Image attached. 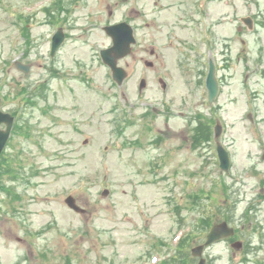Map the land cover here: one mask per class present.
Segmentation results:
<instances>
[{
    "label": "rangeland",
    "instance_id": "rangeland-1",
    "mask_svg": "<svg viewBox=\"0 0 264 264\" xmlns=\"http://www.w3.org/2000/svg\"><path fill=\"white\" fill-rule=\"evenodd\" d=\"M179 1L83 0L50 18L47 0H0V104L17 117L5 154L19 172L0 178V264H196L192 249L223 221L243 247L215 243L207 264H264V0H217L207 31ZM182 11L192 20L177 23ZM69 19L84 31L52 59L50 36ZM122 21L138 44L119 86L100 51L112 45L103 27ZM200 117L208 143L191 136ZM23 121L31 133L17 132Z\"/></svg>",
    "mask_w": 264,
    "mask_h": 264
},
{
    "label": "water",
    "instance_id": "water-1",
    "mask_svg": "<svg viewBox=\"0 0 264 264\" xmlns=\"http://www.w3.org/2000/svg\"><path fill=\"white\" fill-rule=\"evenodd\" d=\"M127 1V0H124ZM106 32L112 37L113 39V46L110 49L104 50L102 52L103 61L107 64L113 72L114 80L119 84L122 85L124 80L127 78V72L124 68L118 65L119 60L125 58L132 52V45L136 43V39L134 36L133 28L127 23H120L117 25L109 26L105 28ZM64 36L61 32H59L54 38L53 44V54L59 48L60 44L63 42ZM148 66H153V63H147ZM18 67L24 70L26 73L28 72V67L18 65ZM163 87L166 88V83L161 80ZM146 86V82L142 81L141 83V90ZM207 87L209 90V101L213 103L215 98L218 94V81L216 79V67L213 62L210 65V71L207 78ZM2 122H6L9 126L6 132L0 131V155L8 141L10 136V131L12 127V118L8 114H4L0 111V124ZM222 132V127L217 125L216 127V135L220 136ZM218 154L221 161V169L222 171H229L230 168V156L226 149L219 143L218 144ZM108 194V191H105V195ZM67 204L77 212H83V210L76 205L74 198L69 197L67 199ZM235 230L226 222L221 224L215 225L210 234L208 235V239L205 245H201L193 249V255L197 257H201L204 251L205 246H209L210 244L221 240L222 238H228L233 236ZM235 246L238 248L241 246L240 243H237ZM198 264H206V260L202 258Z\"/></svg>",
    "mask_w": 264,
    "mask_h": 264
},
{
    "label": "flooded vegetation",
    "instance_id": "flooded-vegetation-1",
    "mask_svg": "<svg viewBox=\"0 0 264 264\" xmlns=\"http://www.w3.org/2000/svg\"><path fill=\"white\" fill-rule=\"evenodd\" d=\"M82 1L83 0H51V5H53V4L54 5H53V9L51 11L50 18H52V16L58 17L59 13H61L63 15H66L67 9L71 10L73 12L74 11V7H71V4L73 3L74 5L77 6V3H80ZM216 1L217 0H180L179 2H181V3L185 2L187 4L192 5L193 7L188 9V11L190 12L191 9H192V15L197 16L198 17L197 20H201L202 21L201 24L204 25L206 19L210 18L211 6L215 5ZM60 2H62V3H60ZM75 16L76 15L73 16L74 21L79 22L80 19H77ZM179 19H181V23H188V20H192L191 17L185 16L183 11L180 12V15H178L177 23H180ZM194 21H196V20H194ZM70 22H71V20L69 19V21H68V23L66 25H61V26L57 25V30L59 28H63L64 29V32L66 34V43L69 41V38H70V37H68V35L70 36L69 31H72V32L73 31H82V32L84 31V29L81 28V24L71 25ZM204 26H207L206 28H204L205 31L209 30L208 28L211 27V25H209V24L208 25H204ZM208 35L209 34H207V36ZM50 45H51V41H50ZM183 64H186V63L183 62ZM198 64H199V61H198ZM184 67H185V65H184ZM3 128H5V126H3Z\"/></svg>",
    "mask_w": 264,
    "mask_h": 264
},
{
    "label": "trees",
    "instance_id": "trees-1",
    "mask_svg": "<svg viewBox=\"0 0 264 264\" xmlns=\"http://www.w3.org/2000/svg\"><path fill=\"white\" fill-rule=\"evenodd\" d=\"M208 122H209V120L204 121V118L200 117V124L196 128V130H197L196 138L197 139H203V138H207L208 137V135H209V128H210V124ZM16 172H17V174H19L18 171H15L11 167H10L9 170L4 169V167H3V173L0 172V175H3V174H16ZM185 264H187V263L185 262Z\"/></svg>",
    "mask_w": 264,
    "mask_h": 264
}]
</instances>
